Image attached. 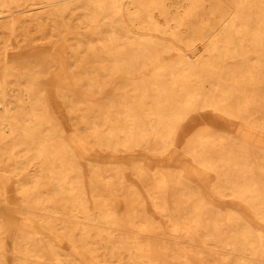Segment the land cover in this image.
I'll return each instance as SVG.
<instances>
[{"label":"bare ground","instance_id":"6f19581e","mask_svg":"<svg viewBox=\"0 0 264 264\" xmlns=\"http://www.w3.org/2000/svg\"><path fill=\"white\" fill-rule=\"evenodd\" d=\"M0 103V264H264V0H0Z\"/></svg>","mask_w":264,"mask_h":264},{"label":"rangeland","instance_id":"374dc122","mask_svg":"<svg viewBox=\"0 0 264 264\" xmlns=\"http://www.w3.org/2000/svg\"><path fill=\"white\" fill-rule=\"evenodd\" d=\"M6 87V93H7V96H6V103L10 106V107H13V109H16L18 108V102L17 99L19 97L18 95V91H17V86L16 85H13V84H7L5 85ZM2 106V103H0V107ZM54 110L56 109L57 111L59 110V107L56 105L52 107ZM1 109V108H0ZM60 111V110H59ZM59 113H62V112H59ZM57 115V118H59V122H61L62 126L63 127H67V125L69 124L68 121L66 120V118L64 117V115H58V113H55V116ZM169 170H174L173 168H168Z\"/></svg>","mask_w":264,"mask_h":264}]
</instances>
